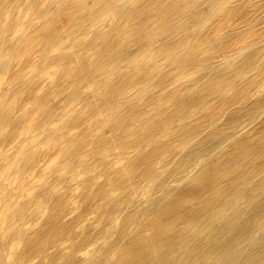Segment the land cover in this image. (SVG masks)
<instances>
[{
  "label": "clouds",
  "instance_id": "clouds-1",
  "mask_svg": "<svg viewBox=\"0 0 264 264\" xmlns=\"http://www.w3.org/2000/svg\"><path fill=\"white\" fill-rule=\"evenodd\" d=\"M195 3L0 0V264H145L125 247L143 227L129 209L155 198L195 125L264 96V48L247 55L264 39L219 55L206 30L232 0L203 23Z\"/></svg>",
  "mask_w": 264,
  "mask_h": 264
},
{
  "label": "bare ground",
  "instance_id": "bare-ground-1",
  "mask_svg": "<svg viewBox=\"0 0 264 264\" xmlns=\"http://www.w3.org/2000/svg\"><path fill=\"white\" fill-rule=\"evenodd\" d=\"M243 119L263 124L251 144L241 143L235 133ZM198 128L195 125L189 134ZM168 144H161L146 159L159 156ZM228 146V156L223 157ZM258 161L264 164V100L236 107L226 115L224 125L208 128L203 139L172 165L151 203L128 211L125 224L134 217L131 222L143 227L125 241L127 253L145 264H264V172L252 171ZM167 179L177 184L168 187ZM193 181L196 186L191 187ZM213 192L217 198L209 194ZM59 211L56 208L46 222L49 229L56 227ZM114 211L113 207L103 213L105 225ZM241 217L249 222L239 223ZM147 229L152 232L146 237Z\"/></svg>",
  "mask_w": 264,
  "mask_h": 264
},
{
  "label": "rangeland",
  "instance_id": "rangeland-1",
  "mask_svg": "<svg viewBox=\"0 0 264 264\" xmlns=\"http://www.w3.org/2000/svg\"><path fill=\"white\" fill-rule=\"evenodd\" d=\"M224 3L225 0H201L200 3L198 0H196L195 8L193 10L199 9V12L202 14V20L200 22L203 23L209 19V17L213 16ZM206 35L208 37L210 49L214 50L219 55H227L230 51H235L237 46L248 47L249 44L255 43L257 40L264 39V0H232V3L229 5V7L224 9V14L217 17V19L213 21V25L210 26V30H206ZM260 48H264V44L259 45L256 49H250L247 55H255L256 52L260 50ZM205 59L211 60L212 57H206ZM219 67V65L208 63L204 64L203 67L200 68V71L204 73V75H207L209 70ZM200 78L202 79L203 77ZM177 88L183 90V86L178 85ZM173 92H176V89H173ZM173 92L168 93V95L171 96ZM67 98L68 97H63L62 99ZM255 100H264V96H258ZM255 100H249L243 104H240L238 107L246 106ZM234 108L236 107H233L230 104L228 107L219 111L214 116V118H205L203 123L197 124L199 126L198 131L193 134L199 137L197 141L202 140L208 128L212 127L213 125H224L226 122V115ZM179 109L180 105L176 104V110L178 111ZM245 120L246 119H243V122L237 125L235 133L238 132L236 134L237 136L241 137V143L251 144L257 135L255 133L256 130L261 128L263 124L248 123ZM246 127L247 129L242 131V129ZM155 131H157V129H149L147 133L142 134L141 131L137 130V132L134 133V136L136 137L134 143H139L143 135H151ZM168 143L170 144L171 141ZM229 149L230 146L225 149L223 157L228 156ZM181 156L182 155L179 156V159H177L175 163L181 159ZM155 158H158V156L154 155L153 159ZM252 171L254 174L260 175V173L264 172V164H261L258 161ZM166 183L168 187H172L177 184L176 181L171 179H167ZM194 186H196V182L193 181L191 183V187ZM209 194L215 198L218 196L216 192ZM56 208L58 209L59 206ZM130 210L132 209H129V211ZM240 221L247 223L249 222V219L247 217H241L239 218L238 222L240 223ZM57 224L58 223H56L55 226ZM45 235L46 232L40 236V239H42Z\"/></svg>",
  "mask_w": 264,
  "mask_h": 264
}]
</instances>
